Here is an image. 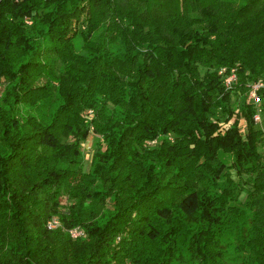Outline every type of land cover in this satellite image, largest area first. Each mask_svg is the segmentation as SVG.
<instances>
[{
	"label": "trees",
	"instance_id": "16d2710c",
	"mask_svg": "<svg viewBox=\"0 0 264 264\" xmlns=\"http://www.w3.org/2000/svg\"><path fill=\"white\" fill-rule=\"evenodd\" d=\"M258 81L264 0H0V264H264Z\"/></svg>",
	"mask_w": 264,
	"mask_h": 264
},
{
	"label": "built area",
	"instance_id": "2783aa9c",
	"mask_svg": "<svg viewBox=\"0 0 264 264\" xmlns=\"http://www.w3.org/2000/svg\"><path fill=\"white\" fill-rule=\"evenodd\" d=\"M218 76L221 78L222 86L224 87V90L227 92H232L234 85L238 81V77L236 74L235 69L227 70L225 68H221L218 71ZM250 92L248 100L250 99L252 104L255 106L256 111L253 116V121L256 126L260 122H262V110L260 109V105L262 103L261 97L257 94L258 91L264 89V82L258 81L257 83H254L249 86ZM84 118L89 121L92 118V111H87L84 115ZM263 131V142H264V130ZM46 229L48 231H54L57 229H62V224L60 220L57 217H52L46 222ZM68 235L71 239L77 240L82 239L85 237L84 232L80 228H74L67 231Z\"/></svg>",
	"mask_w": 264,
	"mask_h": 264
},
{
	"label": "rangeland",
	"instance_id": "374dc122",
	"mask_svg": "<svg viewBox=\"0 0 264 264\" xmlns=\"http://www.w3.org/2000/svg\"><path fill=\"white\" fill-rule=\"evenodd\" d=\"M201 73H203V70L201 69ZM235 98L232 97L231 101H234ZM252 101L249 99L248 103H251ZM233 105V104H232ZM257 128L263 129L264 130V117H262V122H260L259 124H257ZM239 128L241 133H245L246 129H245V122L243 119H240L239 121ZM94 137H91L88 139V141H86L83 145H82V149H83V155H84V163H83V170L86 172L89 168V164H90V160H91V155L93 154V139ZM172 138V137H171ZM259 152H261L263 159H264V146L259 148ZM229 157V156H228ZM231 164V162H230ZM229 164V165H230ZM231 176L232 179L235 181H239L240 184H242L245 189H248L250 187V183H251V179L246 176L245 174L242 176H238L235 172V170H231ZM245 199V193H242V195L240 196V200L243 201ZM61 205L64 209V207L68 204V200L66 198V196H62L61 199ZM232 253V251L230 252ZM231 261V260H230ZM231 264V263H230Z\"/></svg>",
	"mask_w": 264,
	"mask_h": 264
}]
</instances>
